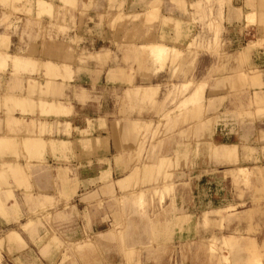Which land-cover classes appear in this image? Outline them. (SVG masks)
Masks as SVG:
<instances>
[{"label":"rangeland","instance_id":"1","mask_svg":"<svg viewBox=\"0 0 264 264\" xmlns=\"http://www.w3.org/2000/svg\"><path fill=\"white\" fill-rule=\"evenodd\" d=\"M44 1L52 5L51 14L39 13L38 0L0 1V36L10 37L8 54L26 56L12 48L17 35L22 41L58 46L66 45L70 33L85 31L95 38L72 41L82 64L111 61V68L122 66L132 79L141 77L139 84L162 82L161 103L171 108L162 112L166 113L155 137L140 133L133 141L136 148L129 146L116 157V167L126 168L123 173L110 180L102 176L103 187L83 191L78 198L81 207L65 193L76 181L66 165L56 173L62 202L43 203L32 187L21 192L25 216L20 220V213L14 218L0 214L6 220H0V264H264V85L252 84L253 77L262 73L249 64L252 47L264 44H253L252 24L257 23V15L252 19L247 15L252 13V0L234 3L246 9L244 13L238 10L239 31L234 34L244 44L236 50L228 49L224 28L234 10L232 0H160V10L150 19L151 0H139L142 7L137 10H124L118 0H106V6L98 0L106 8L98 22L89 17L94 0ZM150 43H164L177 50V56L165 60L160 45L147 47ZM205 55L216 58L217 65H209ZM233 64L242 75L228 70ZM209 66L204 76L202 71ZM6 69H0V77H10V67ZM228 73L230 78L213 77ZM200 86L189 104L202 101L204 88L212 90L204 92L202 115L196 119L186 114L182 102ZM138 95L126 92L124 100L141 105ZM216 95L222 97L211 100ZM141 102L154 104L152 98ZM172 117L191 124L186 132L177 133L181 138L190 134L192 139L186 144L164 137L163 122ZM204 123L207 126L200 128ZM220 123L222 135L227 129L233 134L224 139L219 130L216 134ZM258 125L261 130L252 143V130ZM239 133L242 141L235 139ZM219 144H237L238 160L216 157L211 147ZM173 145L177 148L168 155ZM164 157L165 166L154 167L152 178L145 179L144 166L157 165ZM35 169L28 168L31 177ZM146 174H152L151 169ZM130 175V186L121 190L116 182ZM7 186L0 180L1 200L6 199ZM12 231L24 242L11 241ZM231 236L236 239L228 241Z\"/></svg>","mask_w":264,"mask_h":264},{"label":"crops","instance_id":"2","mask_svg":"<svg viewBox=\"0 0 264 264\" xmlns=\"http://www.w3.org/2000/svg\"><path fill=\"white\" fill-rule=\"evenodd\" d=\"M63 1L71 2L72 0ZM85 1L90 3V0ZM101 1L106 6L107 1ZM246 1L250 2V0ZM94 3V7L89 11V17L98 22V16L103 14L106 8L100 6L98 0H94ZM234 3L236 0L231 1L234 10L231 11L229 21L224 24V28L228 30L226 44L229 45L228 49L230 50L240 49L244 44L242 37L237 36L234 32H237L239 27L237 25L238 10L244 13L246 9L234 7ZM119 4H122L124 10L131 8L137 10L142 7L139 0H118ZM250 4H252V13L247 14L249 19H252L254 14L257 15V23L252 24V35L255 38L253 44H264V0H252ZM38 7L40 14L53 12L52 5L44 0H38ZM159 10L160 0H151L147 19H150L149 16H153ZM87 37L94 39L95 35L85 31L81 35L80 33L75 35L72 32L69 38H65V43L68 46L65 44L56 46L49 42L44 44L40 40L30 42L28 39H24L22 41L21 36L17 35L12 40V48L16 52L26 54L25 57H19L8 54L11 44L10 37L0 36V69L7 70L6 68L10 67L8 70H11L8 73L10 77L7 78V75L0 77V180L4 185L10 186H7L6 199H0V214L5 218H9V216L14 218L19 213L20 220L25 216L26 210L21 192L29 187L39 194L37 197L43 203L53 202V200L62 202L60 199L62 189L59 182H56L57 169H63L61 165L68 166L73 173L72 180H76L66 188L65 193L76 199V206L81 207V201L78 198L83 191H94L97 187H103L104 184L100 181L102 176H108L110 180L118 172L123 173L126 168L121 165L120 168L116 167L115 163L118 159L116 157L120 153L121 155L125 153L123 149L127 148L128 150L129 146L134 147L133 141L138 138L140 133H148L150 138L155 137L162 115L166 113L162 112H168L171 108L161 103V96L164 92V89L160 88L163 85L162 82L149 84L147 81L139 84L141 77L132 79L125 67L122 66L111 68V61L82 64L78 57V46L72 41ZM168 39L173 38L168 37ZM150 45H162L174 49L164 43H150L146 46ZM251 53L250 66L262 73V77L261 75L253 77L252 84L264 85V47H252ZM246 54L247 52L245 56ZM203 59H206L213 67L217 65V59L213 56L205 55ZM219 67L218 65V69ZM228 70L235 71L237 76L242 75H239V68L236 64L230 65ZM209 71L210 66L202 73L206 76ZM228 75L231 74L213 77L216 80H221L231 77ZM154 79L151 78L152 81ZM130 82L133 84L131 85ZM201 87L182 102L186 108V114H190L196 119L202 115L205 88L201 93L202 101L189 105L187 102ZM211 90L212 88L208 87L205 95ZM220 90L224 91L225 89L218 91ZM134 91L139 94L138 99L141 105H131L124 100L126 92ZM221 97L216 95L211 100ZM148 98H152L154 104H142L141 99ZM261 101L262 109H264V97ZM192 108L193 111L196 108L198 113L194 115ZM185 123L176 121L174 117L168 122L164 121L162 125L164 137L184 140L182 143L186 144L188 140L192 139L190 134L185 133L182 136L183 139L177 135L182 130L186 132L187 127L191 125ZM221 123L217 125V128L215 127L216 134L218 130L221 135L223 134ZM205 124L200 128L207 126ZM234 129V125H231V130ZM260 130V125L256 130L255 126L253 127L252 143L259 136ZM201 131L202 129H200ZM262 131L264 132V128ZM229 134L233 133L227 129L221 138L224 139ZM235 139L242 141V134L239 133ZM214 147L216 149H213ZM237 147V144H219L212 146L211 149L212 153L215 152L216 157L237 161L239 158ZM66 148L67 151L64 152ZM176 148V145L170 147L168 155H171ZM261 148L260 145L257 146L259 152H261ZM258 157H262V155ZM29 159L32 160L29 161ZM165 160L164 157L157 165H145L143 168L144 178H152L155 172L154 167L162 169L166 164ZM5 166L7 168H4ZM28 168L30 170L36 168L33 177L28 172ZM148 168L152 171L149 176L146 174ZM131 181L132 175L119 179L116 184L121 190H124L130 186ZM75 183H77V187H75ZM20 185L24 187L21 188ZM14 202L18 204L19 209L15 207ZM9 203L12 205L10 206ZM3 217L0 216V220L6 221ZM187 229L188 226L184 228L186 233ZM9 236L11 241L24 242L16 231L10 232ZM234 239H236L234 236L227 238L228 241Z\"/></svg>","mask_w":264,"mask_h":264},{"label":"bare ground","instance_id":"3","mask_svg":"<svg viewBox=\"0 0 264 264\" xmlns=\"http://www.w3.org/2000/svg\"><path fill=\"white\" fill-rule=\"evenodd\" d=\"M159 46V45H158ZM147 47H150V46H147ZM153 48V47H152ZM159 48V50L160 51H162L163 53H164V57H163V55H161L162 56V58H164L165 60H168V59H171V58H175L176 56H177V50H175V49H170V48H167V47H165V46H159L158 47ZM157 48V49H158ZM153 49H155V48H153ZM152 51H154V50H152ZM152 56H154V54L152 55ZM171 56V57H170ZM168 57H170V58H168ZM161 58V57H160ZM161 58V60H163ZM164 60V61H165ZM193 96V95H192ZM197 99V98H196ZM199 100V99H198ZM201 101V100H200ZM16 102V101H15ZM190 102V101H189ZM189 102H188V105H189ZM196 102H198V101H196ZM191 103H192V101H191ZM193 104H194V102H193ZM20 105V104H19ZM201 105V104H200ZM198 106V105H197ZM16 107V106H15ZM196 107V106H195ZM196 109V108H195ZM192 111H193V109H192ZM194 112L196 113V110H194ZM197 113H198V110H197ZM194 114V113H193ZM195 115V114H194ZM197 116V115H196ZM195 116V117H196ZM148 175V174H147Z\"/></svg>","mask_w":264,"mask_h":264}]
</instances>
